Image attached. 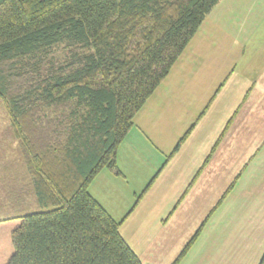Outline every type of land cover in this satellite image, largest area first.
<instances>
[{
  "label": "trees",
  "instance_id": "1",
  "mask_svg": "<svg viewBox=\"0 0 264 264\" xmlns=\"http://www.w3.org/2000/svg\"><path fill=\"white\" fill-rule=\"evenodd\" d=\"M218 1L0 0V98L40 207L11 230L6 264H143L88 185L120 173L135 114Z\"/></svg>",
  "mask_w": 264,
  "mask_h": 264
},
{
  "label": "crops",
  "instance_id": "2",
  "mask_svg": "<svg viewBox=\"0 0 264 264\" xmlns=\"http://www.w3.org/2000/svg\"><path fill=\"white\" fill-rule=\"evenodd\" d=\"M169 72L149 97L151 100L155 96L156 110L151 112L154 129L139 123L134 134L138 141L130 146L144 149L143 154L145 149L167 150L158 172L167 167L180 174L176 179L184 190L175 207L188 192L195 194V203L197 198L228 193L220 205V200L215 202L217 207L209 209V215L198 227L196 238L210 214L219 209L218 224L223 229L219 236L223 239L219 240L217 254L210 247L205 253L199 251L206 264H227L231 257H244V245L249 254L238 263L257 264L260 251L264 250V0H219ZM155 121H169V126L162 125L163 129L169 128L155 135ZM173 121L177 122L173 125ZM152 139L166 147H158ZM92 196L115 220L123 222L146 195L137 205L134 202L120 220ZM165 212L164 209L152 216L157 223L149 229L151 232L144 231L141 242L140 238L136 244L133 242L135 248L142 243L154 245L141 252L132 247L143 258V264H153L155 257L166 251L160 246H168L164 227L172 211L163 219ZM243 219L247 221L245 226ZM146 226L142 224L141 228ZM251 244L254 247L250 248Z\"/></svg>",
  "mask_w": 264,
  "mask_h": 264
},
{
  "label": "rangeland",
  "instance_id": "3",
  "mask_svg": "<svg viewBox=\"0 0 264 264\" xmlns=\"http://www.w3.org/2000/svg\"><path fill=\"white\" fill-rule=\"evenodd\" d=\"M62 53V49L59 48L54 52V55L58 56ZM154 97L155 96H153L151 100L150 98L146 100L141 109L136 113L134 116L135 118H133L134 126H131L132 128L128 130L117 147L116 164L120 173L116 174L107 167H103L89 183L88 189L92 195L96 196L103 205L109 209L114 217L120 220L136 201L137 195L142 192L149 181L154 177L143 196L137 200V202L140 201L146 195L143 202H141L137 209H132L133 211L120 224V232L128 244L135 248L133 242L136 244L139 238L141 242L142 233L144 231H150L149 229L152 225L157 223L156 220L154 221V218L151 217L157 216L165 209L164 219L169 211H172L164 227L168 246L165 244L160 246L163 247V249L166 248V251L156 256L153 263L169 264L189 241L192 233L198 229L204 219L209 215V209L217 207L215 202L218 200H220L218 203L220 205L221 202L227 198L226 196L228 193L222 197H219L218 194L210 195V197L207 198H197L198 201L195 203V194L188 192V195L175 207L177 199L184 190V187L179 188V181L176 179L180 174H175V172L167 170V167L158 172L159 167L168 155L164 153L167 152V150L161 151V149L155 148L156 150L154 152L145 149L146 153L143 154L142 151H144V149L130 146L134 140L138 141L137 136L134 134L137 133L139 123L147 124L149 128L154 129V120L151 118V112L154 111L155 113L156 110V106L153 102ZM177 121H173V125ZM155 124V135H159L162 133V130L169 128L163 129L162 125H170L169 121L164 124L155 121ZM152 136L153 135H151L150 138H152ZM167 138L168 137L165 136V140H167ZM152 142L158 147L163 146V149L166 147V145L163 144L159 145V140L152 139ZM16 147L17 142L11 133L10 120L4 102L0 98V264H6L12 253L13 247L10 239V232L19 224L21 216L40 210L30 185L23 178V175L19 174L21 168L18 166L19 161ZM106 173H109V175ZM155 174L157 176H155ZM203 198L206 199L203 200ZM208 204L210 205L208 206ZM213 212L214 214H210L211 217L203 227L199 237L194 239L186 252L178 260L177 264H206L205 257L203 256V258H200V255H202L201 252L205 253L207 247H210L212 253L217 254L220 247L218 245V243H220L219 240L223 239L219 236V231H223V229H221L218 224L219 209L216 208ZM243 215H246V213L243 212ZM246 222L247 221L243 219L242 225L245 226ZM145 223L147 226L141 228V225ZM231 230L236 231L234 228ZM212 234L213 237L211 236ZM149 245L154 246L153 244L142 243L141 245H137L135 249L141 252L143 248L147 249ZM251 247H254V244H251L250 248ZM242 250L244 252V257L240 256L238 259H232L231 257L228 259L230 261L226 260L228 261L227 264H239L238 262H240V260L245 261L249 254L246 253L249 248L244 245ZM261 252L262 251H260L259 257ZM221 253L224 254L223 251ZM138 256L143 262V258L140 255ZM212 261L214 260L212 259Z\"/></svg>",
  "mask_w": 264,
  "mask_h": 264
}]
</instances>
